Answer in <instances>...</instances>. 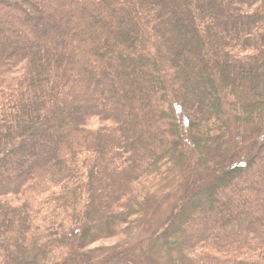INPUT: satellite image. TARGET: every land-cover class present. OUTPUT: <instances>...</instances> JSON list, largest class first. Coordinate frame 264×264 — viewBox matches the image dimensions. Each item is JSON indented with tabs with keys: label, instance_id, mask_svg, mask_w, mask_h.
I'll use <instances>...</instances> for the list:
<instances>
[{
	"label": "trees",
	"instance_id": "obj_1",
	"mask_svg": "<svg viewBox=\"0 0 264 264\" xmlns=\"http://www.w3.org/2000/svg\"><path fill=\"white\" fill-rule=\"evenodd\" d=\"M174 189L154 253L264 264V0H0V264H136Z\"/></svg>",
	"mask_w": 264,
	"mask_h": 264
},
{
	"label": "rangeland",
	"instance_id": "obj_2",
	"mask_svg": "<svg viewBox=\"0 0 264 264\" xmlns=\"http://www.w3.org/2000/svg\"><path fill=\"white\" fill-rule=\"evenodd\" d=\"M173 191H175V189L172 190L170 194L165 196L166 199L160 202H158L159 200H156L153 204L154 209L151 210L150 208L146 217L140 223L138 222L132 239V246L138 249L136 252L138 255V259L135 261L136 264H168L162 257H159L156 253H154V249L148 242L147 238L152 233V230L156 229L160 225V221L166 215V210L168 208L167 203L175 199L176 194L173 193ZM103 246L105 248V253H107V250L115 246V241L107 240L104 242ZM86 255H88V253ZM103 259L104 258L100 260L103 261Z\"/></svg>",
	"mask_w": 264,
	"mask_h": 264
}]
</instances>
